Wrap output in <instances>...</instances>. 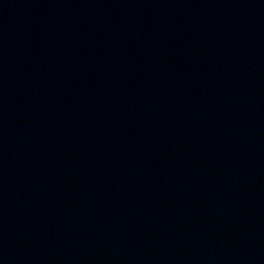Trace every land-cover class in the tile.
<instances>
[{
    "label": "water",
    "instance_id": "obj_1",
    "mask_svg": "<svg viewBox=\"0 0 264 264\" xmlns=\"http://www.w3.org/2000/svg\"><path fill=\"white\" fill-rule=\"evenodd\" d=\"M0 264H264V0H0Z\"/></svg>",
    "mask_w": 264,
    "mask_h": 264
}]
</instances>
